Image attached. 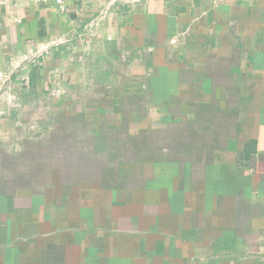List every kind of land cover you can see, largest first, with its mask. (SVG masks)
I'll list each match as a JSON object with an SVG mask.
<instances>
[{
	"label": "crops",
	"instance_id": "crops-1",
	"mask_svg": "<svg viewBox=\"0 0 264 264\" xmlns=\"http://www.w3.org/2000/svg\"><path fill=\"white\" fill-rule=\"evenodd\" d=\"M30 69L103 158L0 191V264H264V0H0Z\"/></svg>",
	"mask_w": 264,
	"mask_h": 264
},
{
	"label": "rangeland",
	"instance_id": "rangeland-1",
	"mask_svg": "<svg viewBox=\"0 0 264 264\" xmlns=\"http://www.w3.org/2000/svg\"><path fill=\"white\" fill-rule=\"evenodd\" d=\"M50 76L45 81L35 70L30 69L29 88L24 92L23 101L17 96L16 90L8 95L4 91L0 92V191H5L10 185H36L45 180L49 172H53L49 169L54 167V163L62 160L74 157L85 159L89 155L97 160L103 158L101 151L96 149L95 140L92 144L90 139L85 140L84 137L65 139L67 136L71 138L72 134H84L87 128L91 130V125L84 117L76 118L70 114V109L55 100L54 95H60L53 89ZM48 78L51 83H48ZM6 96L8 99L5 100ZM54 133L66 140L56 141L65 144L63 147L55 146L54 140L57 138H54Z\"/></svg>",
	"mask_w": 264,
	"mask_h": 264
},
{
	"label": "built area",
	"instance_id": "built-area-1",
	"mask_svg": "<svg viewBox=\"0 0 264 264\" xmlns=\"http://www.w3.org/2000/svg\"><path fill=\"white\" fill-rule=\"evenodd\" d=\"M33 3H41L45 1H51L54 3V5L57 7L58 11L60 13H66L69 9V6L74 3L76 0H28ZM9 78V77H7ZM7 78L0 74V84L3 85L6 81Z\"/></svg>",
	"mask_w": 264,
	"mask_h": 264
}]
</instances>
